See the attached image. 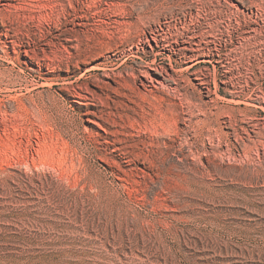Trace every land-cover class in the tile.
<instances>
[{
	"label": "rangeland",
	"instance_id": "1",
	"mask_svg": "<svg viewBox=\"0 0 264 264\" xmlns=\"http://www.w3.org/2000/svg\"><path fill=\"white\" fill-rule=\"evenodd\" d=\"M0 264H264V0H0Z\"/></svg>",
	"mask_w": 264,
	"mask_h": 264
},
{
	"label": "bare ground",
	"instance_id": "2",
	"mask_svg": "<svg viewBox=\"0 0 264 264\" xmlns=\"http://www.w3.org/2000/svg\"><path fill=\"white\" fill-rule=\"evenodd\" d=\"M197 56V55H196ZM194 58H195V56H193ZM196 61H197V57H196V59H195ZM173 64V61L171 62V65ZM192 67L193 66H191V67H189V69H192ZM157 70H161V71H159V74H161V75H167V73H168V70L165 68V67H160V69H157ZM169 78V77H168ZM166 79V78H165Z\"/></svg>",
	"mask_w": 264,
	"mask_h": 264
}]
</instances>
